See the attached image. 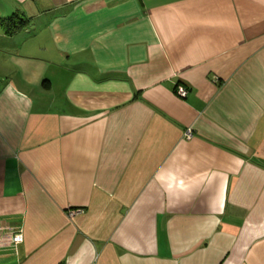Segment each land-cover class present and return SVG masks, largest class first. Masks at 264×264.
I'll list each match as a JSON object with an SVG mask.
<instances>
[{"label":"crops","instance_id":"crops-1","mask_svg":"<svg viewBox=\"0 0 264 264\" xmlns=\"http://www.w3.org/2000/svg\"><path fill=\"white\" fill-rule=\"evenodd\" d=\"M0 264H264V0H0Z\"/></svg>","mask_w":264,"mask_h":264},{"label":"built area","instance_id":"built-area-1","mask_svg":"<svg viewBox=\"0 0 264 264\" xmlns=\"http://www.w3.org/2000/svg\"><path fill=\"white\" fill-rule=\"evenodd\" d=\"M187 93V89L185 86L178 84L176 86V94L180 97H185ZM187 136H190L189 131L186 134ZM10 241L15 245L23 241V237L20 232H15L10 236Z\"/></svg>","mask_w":264,"mask_h":264},{"label":"trees","instance_id":"trees-1","mask_svg":"<svg viewBox=\"0 0 264 264\" xmlns=\"http://www.w3.org/2000/svg\"><path fill=\"white\" fill-rule=\"evenodd\" d=\"M175 91H176V87H175Z\"/></svg>","mask_w":264,"mask_h":264}]
</instances>
